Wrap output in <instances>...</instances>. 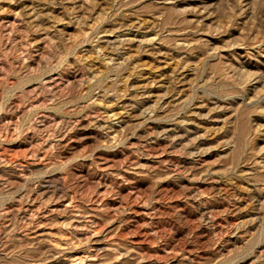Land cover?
Returning a JSON list of instances; mask_svg holds the SVG:
<instances>
[{"label":"rangeland","instance_id":"rangeland-1","mask_svg":"<svg viewBox=\"0 0 264 264\" xmlns=\"http://www.w3.org/2000/svg\"><path fill=\"white\" fill-rule=\"evenodd\" d=\"M0 264H264V0H0Z\"/></svg>","mask_w":264,"mask_h":264}]
</instances>
